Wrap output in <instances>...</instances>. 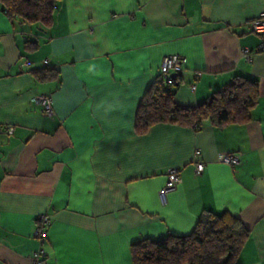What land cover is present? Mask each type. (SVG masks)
Segmentation results:
<instances>
[{"label": "crops", "instance_id": "crops-1", "mask_svg": "<svg viewBox=\"0 0 264 264\" xmlns=\"http://www.w3.org/2000/svg\"><path fill=\"white\" fill-rule=\"evenodd\" d=\"M262 7L61 0L44 27L0 6V264H30L40 215L50 220L44 264H132L131 244L188 235L203 211H226L248 230L234 264H264V52L250 28ZM170 55L186 59L176 104L195 106L240 76L258 84L249 119L138 135L139 102ZM41 69L55 77L37 80L31 71ZM226 154L239 163L220 162ZM169 169L180 183L161 197Z\"/></svg>", "mask_w": 264, "mask_h": 264}, {"label": "trees", "instance_id": "trees-1", "mask_svg": "<svg viewBox=\"0 0 264 264\" xmlns=\"http://www.w3.org/2000/svg\"><path fill=\"white\" fill-rule=\"evenodd\" d=\"M60 1L0 0V6L8 19L15 17L24 24L48 27ZM25 48L33 50L35 44L26 42ZM31 74L39 81L55 77L51 69L32 70ZM179 84V75L170 84L159 76L155 78L135 114L134 129L138 135L157 124L195 130L206 123L218 128L242 124L249 119L258 97L256 81L235 76L203 102L182 106L173 100ZM247 238L248 230L236 217L226 211H203L188 235L143 239L131 244L129 251L132 264H234Z\"/></svg>", "mask_w": 264, "mask_h": 264}, {"label": "built area", "instance_id": "built-area-1", "mask_svg": "<svg viewBox=\"0 0 264 264\" xmlns=\"http://www.w3.org/2000/svg\"><path fill=\"white\" fill-rule=\"evenodd\" d=\"M264 1V0H262ZM251 32L259 36L260 42L257 47V52H264V7L260 13L250 22ZM251 53L247 49H242L241 54L242 58L246 62H250ZM186 64V59L178 55L164 56L161 59L159 67V77L167 84L172 82L171 75H179L184 65ZM25 65L28 66L29 62L26 61ZM35 102L40 104L43 107L45 114H51V105L50 100L46 96L36 97ZM10 131V130H9ZM220 162L228 166H234L239 163V158L236 154H226L219 156ZM203 170V165L197 163L194 165V172L200 174ZM180 183L178 171L176 169H169L167 172L166 180L163 187L159 191V195L162 197L167 192L173 191L178 184ZM50 225V220L46 215H40L36 218L35 229H34V238L39 244L38 248L34 250L30 256V264H44L45 263V252L43 249V244L46 240V233Z\"/></svg>", "mask_w": 264, "mask_h": 264}, {"label": "water", "instance_id": "water-1", "mask_svg": "<svg viewBox=\"0 0 264 264\" xmlns=\"http://www.w3.org/2000/svg\"><path fill=\"white\" fill-rule=\"evenodd\" d=\"M176 77H177L176 74H172V75H171V78H172L173 81L176 79Z\"/></svg>", "mask_w": 264, "mask_h": 264}]
</instances>
